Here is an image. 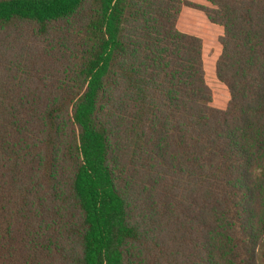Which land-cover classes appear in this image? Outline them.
<instances>
[{
  "label": "trees",
  "instance_id": "1",
  "mask_svg": "<svg viewBox=\"0 0 264 264\" xmlns=\"http://www.w3.org/2000/svg\"><path fill=\"white\" fill-rule=\"evenodd\" d=\"M206 2L0 0V264H264V0Z\"/></svg>",
  "mask_w": 264,
  "mask_h": 264
},
{
  "label": "rangeland",
  "instance_id": "2",
  "mask_svg": "<svg viewBox=\"0 0 264 264\" xmlns=\"http://www.w3.org/2000/svg\"><path fill=\"white\" fill-rule=\"evenodd\" d=\"M179 26L181 30L190 31L193 33L195 32L196 34H199L205 38L204 68L206 82L213 93L212 106L221 110L226 109L230 100V94L227 87L222 84L216 76V62L222 53V46L219 42L220 38L212 39L206 36L205 29L203 28L204 24L201 22V20L197 17L187 16L185 13L180 19Z\"/></svg>",
  "mask_w": 264,
  "mask_h": 264
},
{
  "label": "crops",
  "instance_id": "3",
  "mask_svg": "<svg viewBox=\"0 0 264 264\" xmlns=\"http://www.w3.org/2000/svg\"><path fill=\"white\" fill-rule=\"evenodd\" d=\"M188 2H192V3H196V4H200V5H204V6H207V2L206 0H202V1H196V0H186ZM196 12V14H195ZM187 15V16H192V17H197L201 20V22L204 24V29H205V34L206 36L214 39V38H220L222 35H223V28L219 25H214L212 23H209V21L207 20V17H205V14L202 13L201 11H197V10H192V9H189V7L187 8L186 6L183 7L182 11H181V14H180V17L178 19V23H177V27L180 31L184 32V33H187V34H190V35H194L196 37H199L202 42H203V61H204V48H205V38L199 34H196L195 32H190V31H184V30H181L180 29V26H179V22H180V19L182 18V16L184 15ZM206 21V22H205Z\"/></svg>",
  "mask_w": 264,
  "mask_h": 264
}]
</instances>
